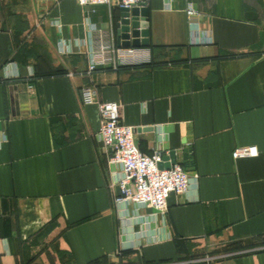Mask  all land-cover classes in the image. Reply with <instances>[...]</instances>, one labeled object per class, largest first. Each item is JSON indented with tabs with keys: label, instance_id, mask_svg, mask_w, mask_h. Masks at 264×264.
Wrapping results in <instances>:
<instances>
[{
	"label": "crops",
	"instance_id": "0c3cea01",
	"mask_svg": "<svg viewBox=\"0 0 264 264\" xmlns=\"http://www.w3.org/2000/svg\"><path fill=\"white\" fill-rule=\"evenodd\" d=\"M145 8L149 63L87 75L98 36L123 47L116 0H0V264H264V0ZM101 102L120 105L141 153H173L190 177L164 216L128 205L142 222L118 218Z\"/></svg>",
	"mask_w": 264,
	"mask_h": 264
},
{
	"label": "built area",
	"instance_id": "2783aa9c",
	"mask_svg": "<svg viewBox=\"0 0 264 264\" xmlns=\"http://www.w3.org/2000/svg\"><path fill=\"white\" fill-rule=\"evenodd\" d=\"M82 8H94L109 5L112 0H76ZM119 8H140L148 0H116ZM185 16L190 26L196 25L199 12L191 3L185 8ZM90 33L94 31L89 21ZM100 36L95 46L87 52L86 74L91 75L100 68L118 70L149 63V49L134 47H115L110 43H101ZM63 49V46H61ZM31 88V87H29ZM80 101L84 105L96 102V91L91 86H84L79 91ZM101 119L96 134L102 149L109 151L107 165L109 167L110 187L118 192L113 197V205L122 221L142 222L139 215L129 217L125 212L128 205L135 209H149L164 216L167 213V200L170 195H183L190 188V177L179 163L170 165L168 169L159 168L164 162L161 152L151 155L141 153L134 142V128L122 123L120 105L117 102H101L98 104ZM258 155L255 147L235 148L231 156L235 159L254 158ZM197 178L196 175L193 177Z\"/></svg>",
	"mask_w": 264,
	"mask_h": 264
},
{
	"label": "water",
	"instance_id": "95a60500",
	"mask_svg": "<svg viewBox=\"0 0 264 264\" xmlns=\"http://www.w3.org/2000/svg\"><path fill=\"white\" fill-rule=\"evenodd\" d=\"M147 16L148 11L145 6L131 9L121 8L120 20L116 24L117 42L123 47H148ZM170 156V161L159 164V168L168 169L174 164V154L171 153Z\"/></svg>",
	"mask_w": 264,
	"mask_h": 264
},
{
	"label": "trees",
	"instance_id": "16d2710c",
	"mask_svg": "<svg viewBox=\"0 0 264 264\" xmlns=\"http://www.w3.org/2000/svg\"><path fill=\"white\" fill-rule=\"evenodd\" d=\"M149 48L152 50V47H150L149 46ZM230 55H233V54H230ZM235 55V54H234ZM14 59H16V60H18L19 59V54H18V52L14 55ZM153 65V63H151V64H149V65H147V66H152ZM59 73L61 72V71H58ZM90 264H96L95 262H93V263H90Z\"/></svg>",
	"mask_w": 264,
	"mask_h": 264
}]
</instances>
